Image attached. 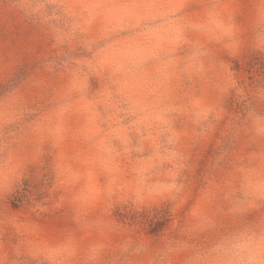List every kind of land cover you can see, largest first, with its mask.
Wrapping results in <instances>:
<instances>
[{
  "label": "clouds",
  "instance_id": "obj_1",
  "mask_svg": "<svg viewBox=\"0 0 264 264\" xmlns=\"http://www.w3.org/2000/svg\"><path fill=\"white\" fill-rule=\"evenodd\" d=\"M0 264H264V0H0Z\"/></svg>",
  "mask_w": 264,
  "mask_h": 264
}]
</instances>
